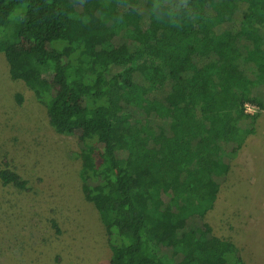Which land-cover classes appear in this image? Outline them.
I'll use <instances>...</instances> for the list:
<instances>
[{"label": "trees", "instance_id": "16d2710c", "mask_svg": "<svg viewBox=\"0 0 264 264\" xmlns=\"http://www.w3.org/2000/svg\"><path fill=\"white\" fill-rule=\"evenodd\" d=\"M0 52L55 132L79 134L110 264H244L207 222L190 226L215 206L227 148L255 132L246 105L264 111V0H0ZM0 179L28 190L9 163Z\"/></svg>", "mask_w": 264, "mask_h": 264}, {"label": "rangeland", "instance_id": "374dc122", "mask_svg": "<svg viewBox=\"0 0 264 264\" xmlns=\"http://www.w3.org/2000/svg\"><path fill=\"white\" fill-rule=\"evenodd\" d=\"M141 3L144 13L145 1ZM233 22L236 31L238 14ZM115 43L121 44L122 39ZM248 45L245 40L239 43L244 55ZM240 65L253 75V64L241 61ZM255 95L264 102V84ZM246 112L258 116L251 124L255 132L234 156L229 154L235 145L227 148L223 158L231 166L230 173L217 181L220 192L215 206L204 221L194 218L190 228L207 222L215 236L236 245L244 264H264V111L248 107ZM161 124L152 119L156 130ZM81 148L79 134L55 132L46 108L24 82L12 80L0 52V171L9 163L29 183L28 190L22 191L4 186L0 179V264H110L105 227L82 192ZM163 200L168 204L170 198L163 194Z\"/></svg>", "mask_w": 264, "mask_h": 264}, {"label": "built area", "instance_id": "2783aa9c", "mask_svg": "<svg viewBox=\"0 0 264 264\" xmlns=\"http://www.w3.org/2000/svg\"><path fill=\"white\" fill-rule=\"evenodd\" d=\"M249 107V109H252L253 111H257L258 112V110H259V108L258 107H256V106H253V105H246V111H247V108ZM259 111H261V110H259ZM248 113V112H247ZM248 114H250V113H248Z\"/></svg>", "mask_w": 264, "mask_h": 264}]
</instances>
